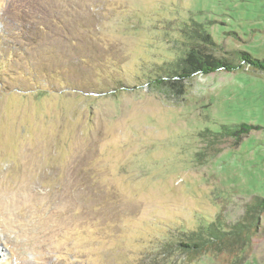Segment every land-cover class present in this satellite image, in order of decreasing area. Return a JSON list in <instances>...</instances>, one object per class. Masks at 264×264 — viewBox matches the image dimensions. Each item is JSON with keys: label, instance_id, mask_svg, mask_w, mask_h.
<instances>
[{"label": "rangeland", "instance_id": "1", "mask_svg": "<svg viewBox=\"0 0 264 264\" xmlns=\"http://www.w3.org/2000/svg\"><path fill=\"white\" fill-rule=\"evenodd\" d=\"M5 12L30 35H0V264H264V215L235 255L159 254L176 230L232 225L264 198V73L198 75L179 97L147 85L191 19L264 58V0H0ZM239 122L260 128L197 165L198 133Z\"/></svg>", "mask_w": 264, "mask_h": 264}, {"label": "trees", "instance_id": "2", "mask_svg": "<svg viewBox=\"0 0 264 264\" xmlns=\"http://www.w3.org/2000/svg\"><path fill=\"white\" fill-rule=\"evenodd\" d=\"M36 15L39 19L48 18L44 14ZM22 18L26 20L28 17L25 15ZM33 24L36 26V21ZM25 25L11 21L6 12L0 14L1 36L9 31L28 36L30 30ZM42 26H36L38 39L44 34ZM180 30L182 40L176 57L163 65H157L155 76L147 80L152 92L164 96H170L171 93L183 96L187 93L188 83L195 76H205L217 71L264 73V58H255L240 49H224L213 39L207 28L194 19L185 22ZM117 89L124 88L120 86ZM47 92L48 90L38 89L36 94ZM259 128L258 125L247 122L221 124L218 130L204 128L198 133L201 146L194 154V161L197 165L207 163L222 150L238 146L246 135ZM243 207L242 216L232 225L226 226L221 215H218L212 220L203 219L195 229L176 230L161 245L159 254L176 253L185 262H192L206 254L229 257L248 249L262 228L264 198L252 195Z\"/></svg>", "mask_w": 264, "mask_h": 264}]
</instances>
